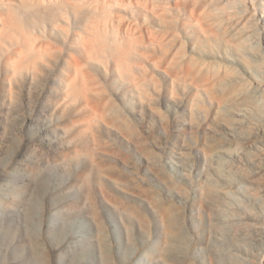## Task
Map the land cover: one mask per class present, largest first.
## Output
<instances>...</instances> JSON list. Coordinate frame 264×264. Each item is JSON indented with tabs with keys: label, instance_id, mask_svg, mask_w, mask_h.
<instances>
[{
	"label": "rangeland",
	"instance_id": "rangeland-1",
	"mask_svg": "<svg viewBox=\"0 0 264 264\" xmlns=\"http://www.w3.org/2000/svg\"><path fill=\"white\" fill-rule=\"evenodd\" d=\"M172 1H164L167 2L165 6L169 4V8L167 6L164 10H159L157 7V10L164 12L163 15L158 13V18H155L158 16L156 12L152 13L155 14L153 16L150 12L143 15V11L140 10V13L135 8L129 9L130 12L127 10L128 14H125L130 16L132 11V20L141 22L142 26L136 25L140 29L143 27L141 30L145 32L142 35L139 33L137 40L141 41H136L139 46L137 43L132 45H137L134 46L135 52L130 51L132 55H129L128 50L125 51L128 54L122 51L127 56L126 61V56L124 59L121 51H117L119 47H116L115 52V46L122 45L114 44V41L112 43V39L106 43L107 51L102 49L104 46L98 50V56L89 57L81 45L75 44V33L72 39H66L63 33L51 28L54 21L42 17L38 11H35L36 17H29L23 11L18 12L25 29H52L45 30L50 33L44 32L42 37L53 45L55 43L59 52L54 49L53 55L47 54L48 58L45 56L43 62L39 59L42 64L34 59L40 63L36 62L35 65L33 59H30L34 62L35 70L30 68L33 64L28 66L29 59L26 61V58L27 64L18 61L17 64L22 67L16 66L18 70L12 71L11 68L14 67L10 61V65H6L5 59L9 58L7 53L12 50L14 42L10 46L12 41L8 40L6 43L10 47L0 49V264H236L239 258L243 263L252 264L247 260L250 257L236 245L241 242L242 247L246 242L251 247L246 243L244 246L253 249V239H257L259 234L264 235V223L261 222L263 226L259 224V228H253L245 224L251 222L244 218L249 213L261 216L264 210L261 211L259 204L250 195L247 196L249 193L247 186H244L246 183L236 176L238 170L233 169L237 165L235 144L238 142V149L243 146L238 137L229 133L235 119H247L252 115L256 118L264 107V102L257 100L261 98L257 89L260 88V83H264V51L261 52L264 49V0H215L218 5L213 3L214 0H192L189 3L188 0H178L179 6ZM157 2H160V6L157 3L159 7L164 6L163 0ZM183 2H187L184 4L186 8L183 6L185 10L181 4ZM190 3L201 6L196 7L197 10L192 5L195 10L192 12ZM204 6V9L209 10L206 13L201 12ZM211 8L218 17L213 16ZM236 8L238 9L235 11ZM186 9L194 14L191 15ZM199 12L205 13L203 16L201 14L202 17L210 12L212 16L209 14L207 18H203L206 19L204 22L207 21L208 24L214 20L212 28L217 24L214 26L217 32L206 31L210 34L215 31L212 37L207 33L206 39L205 31L201 32L202 28L198 31L200 26L195 23H198L196 16L200 15ZM167 14H170L169 17ZM193 15L195 16L192 17ZM223 16L228 19L224 17L223 20ZM234 16L237 21H233ZM190 17L196 19L191 20ZM184 20L188 22L185 23ZM215 20L219 22L214 23ZM229 20L236 27L239 25L243 31L239 26V29L231 26ZM223 21L230 28L238 30L240 37L246 40H239L235 44L240 48V44L245 43L241 50L228 43H236L239 34L232 28L229 30ZM41 25L51 26L45 28ZM208 25V29H211ZM220 26L222 29H218ZM146 27H150L151 33L149 28L143 31ZM224 29L227 33L220 31ZM224 32L226 35H223ZM57 33L62 35L59 34L58 37ZM140 36L144 37L141 39ZM259 37L261 41L257 39ZM227 38L230 41L225 40ZM6 43L2 45L6 46ZM107 45H112L114 50L111 47L110 50ZM124 46L123 49L132 50L129 48L131 45L128 48ZM82 50L84 54L81 53ZM72 56L82 61L75 63V67L85 76H81L80 70L79 75L75 73L78 87L70 101L66 95V78ZM252 59L259 60L260 64L252 63ZM31 61L29 63H33ZM118 63L122 68L118 69ZM122 64L126 66L123 67ZM221 74L222 79L224 75L226 77L223 84L220 83L221 77H218ZM198 77L207 79L204 81L206 84L211 79L213 88L219 89L224 85L218 91L207 87L208 91V88L211 89L209 95H222L226 88L231 91L230 89L237 87L241 91L232 89V92L244 94L241 97L248 92L250 94H246L247 100L256 95V99L248 101H257L252 105L243 98L247 103L244 104L245 101L240 99L238 93L229 94L227 91L225 94L228 97L222 95L226 99L221 101L223 97L209 96L204 91L206 88L198 86H203ZM215 78L220 80L219 84ZM197 82L199 84L196 86ZM204 82L202 84L206 87ZM252 91L256 92L255 95ZM212 97L219 98L220 101L214 103ZM233 97L237 100L232 99ZM231 100L236 101V104L238 102V106L233 101L232 104ZM239 102L248 106V109L242 110L243 105L240 106ZM248 104L257 106L258 109ZM251 110H259L260 113H254V117ZM223 133H227L224 138ZM232 140L237 141H233V151L231 145L230 148L227 147L229 144L226 146ZM222 143L231 149V154H227L225 146L218 147ZM217 147L223 151H218ZM232 152H235L234 155ZM221 158L225 164L220 162ZM232 159L236 163L229 164ZM226 165L233 167L232 170ZM227 168L234 171V174L237 172L235 176L242 183H236L239 186L244 184L242 187H246L245 190L242 191V187L234 184L237 181L236 178L235 181L231 179L235 177L234 174L229 179L232 173ZM230 184L234 186L232 189ZM240 189L247 194L240 193ZM249 201H253L254 205ZM217 204L219 207L216 210L226 209L214 211L212 208ZM248 207L249 210H256L249 211ZM257 209L262 213L259 210L258 213ZM224 210H228L230 214ZM222 212L226 213L225 217H220ZM262 240L264 243V238Z\"/></svg>",
	"mask_w": 264,
	"mask_h": 264
},
{
	"label": "bare ground",
	"instance_id": "bare-ground-1",
	"mask_svg": "<svg viewBox=\"0 0 264 264\" xmlns=\"http://www.w3.org/2000/svg\"><path fill=\"white\" fill-rule=\"evenodd\" d=\"M158 0H0V49H1V47H7L8 45H7V41L9 40L10 42H11V44H10V46L12 45V43H13V45H12V50L10 49H8L10 52L9 53H7V55L9 54V58H6L5 60L7 61L6 63V65H10V64H8L9 63V61H10V63H11V65L14 67V68H11V67H9V68H11V70L13 71V69H16V70H18V68H21L22 67V65H21V67H19V64H17V63H19L18 61H22V63L24 64V62H26L28 59V66L30 65V64H33L30 68H32L33 70H35L36 68H33V66H34V62H35V65L38 63L37 61H39V59H42L41 61L43 62L44 61V59H46V55L48 54V56L50 55V54H52L53 55V53L55 52V50H57V48H56V46H55V43H54V45L52 44V42H49V40H44L45 38H43L42 37V35H44V32H46L45 30H47V29H50V28H47V29H44V31L43 30H40V29H38L37 31H39L41 34H39V32L38 33H36L37 31L35 30V31H31V30H29L28 29V27L25 29V27L26 26H24V23H22L23 22V20H22V18L20 19V17H19V14H18V12L19 11H23V13H25V15H27V16H29V17H36L35 16V11H38L41 15H42V17H47L48 19H50L51 21H54V23H52L51 25H52V27L51 28H54V30H56V31H58V32H61V33H63V35H64V38H66V39H72V37H74V36H72V35H75V41L74 42H76L75 44H79V45H81L82 47H83V50H85L86 51V53L89 55V57H94L93 55H97V53H99V49H101V47H104L105 46V48H102V49H105L106 51H107V49H106V43H108L107 41L109 40V39H112L111 41H112V43H114V42H116V43H114V44H117V45H119V44H121L122 46H124V45H127V46H124V48L125 47H127L128 48V46H132L133 44H135V43H137L138 41H141L140 39L139 40H137V38L139 37V33L142 35V33L144 34V30H147V28H149V30H150V27H146V29H143V31L144 32H142V28L143 27H141L142 26V24H141V22L140 23H138V22H136V21H134V19L132 20V17H131V13H132V11H131V13H130V16L129 15H127L128 14V12H127V10H129V9H131V8H135L136 10H138L139 12H140V10L141 11H143V15H144V13L145 12H150L149 14L151 15L152 13H155L156 12V15H158V13H159V15L163 12H161V11H159V10H162V8H163V10L169 5H167V6H165V3H167V2H165L164 3V1L165 0H163V2H162V0H160L163 4H164V6H162L161 5V7H159L160 6V2L158 3L157 2ZM170 1V0H169ZM183 0H180V2H182ZM184 1H186V0H184ZM189 1H191L192 2V0H188V3H189ZM197 1V0H196ZM210 1V0H209ZM218 0H216V2H217ZM220 1V0H219ZM218 1V2H219ZM225 1V0H224ZM227 1V0H226ZM231 1H233V0H231ZM239 1V0H238ZM171 2H173L172 0H171ZM170 2V3H171ZM178 2V0L175 2V0H174V3L176 4ZM180 2H179V4H180ZM198 2V1H197ZM210 2H212V0L210 1ZM210 2H209V4H210ZM215 2V0H214V4L216 3ZM252 2V1H251ZM261 2V1H260ZM157 3L159 4V6L157 5ZM161 3V4H162ZM169 3V2H168ZM202 3H206L205 1L203 2L202 1ZM208 3V2H207ZM225 3V2H224ZM229 3V2H228ZM227 3V4H228ZM253 3V2H252ZM181 4H183L182 5V7L184 6L185 7V5L184 4H187V2H183V3H181ZM191 4V8H192V5L194 6V3H190ZM196 4V3H195ZM199 4V3H198ZM201 4V3H200ZM212 4V3H211ZM211 4H210V6H211ZM213 4V5H214ZM217 4V3H216ZM219 4V3H218ZM217 4V5H218ZM232 4V3H231ZM177 5H178V3H177ZM176 5V6H177ZM203 5V4H202ZM216 5V6H217ZM225 5H226V3H225ZM254 5V4H253ZM179 6V5H178ZM187 6H189V4L187 5ZM198 6H201V5H195L194 7L196 8V7H198ZM205 6H206V4H205ZM203 7V9L204 8H206V7ZM229 6V5H228ZM240 6V5H239ZM238 6V7H239ZM245 6V5H244ZM256 6H257V4H256ZM157 7L159 8V10H157ZM165 7V8H164ZM171 7V6H170ZM181 7V6H180ZM180 7H178L179 9H181ZM183 7V8H184ZM190 7L188 8V10L190 9ZM193 7V8H194ZM209 7V6H208ZM207 7V8H208ZM212 7V6H211ZM226 7H227V5H226ZM233 7V6H232ZM241 7H242V5H241ZM255 7V6H254ZM168 8H169V6H168ZM182 8V9H183ZM186 8V7H185ZM185 8H184V10H185ZM193 8L192 9H190V10H192V12H194L195 10H193ZM198 8H200V7H198ZM214 8V10H215V7H213ZM219 8V7H218ZM222 8V7H221ZM225 8V7H224ZM229 8H230V6H229ZM197 9V8H196ZM201 9H202V7H201ZM202 9V11L201 12H205L206 13V10H208V9H204L203 10ZM232 9V8H231ZM230 9V10H231ZM238 8H236L235 9V11L237 10ZM242 9V8H241ZM240 9V10H241ZM245 9V8H244ZM260 9V8H259ZM169 10V9H168ZM198 10V9H197ZM196 10V11H197ZM211 11L210 12H213L214 13V11H212L213 9L211 8L210 9ZM218 10V9H217ZM229 10V9H228ZM239 10V11H240ZM158 11V12H157ZM178 11V10H177ZM183 11V10H182ZM186 11H187V9H186ZM199 11H200V9H199ZM209 11V10H208ZM222 11H223V9H222ZM221 11V12H222ZM239 11L238 12H236V13H239ZM246 11V10H245ZM129 12H130V10H129ZM161 12V13H160ZM168 12V11H167ZM184 12V11H183ZM188 12V11H187ZM190 12V11H189ZM188 12V13H189ZM192 12H190V14L192 15V14H194V13H192ZM198 12V11H197ZM210 12H208L209 14H210ZM224 12V11H223ZM226 12V11H225ZM254 12V11H253ZM125 13H127V14H125ZM140 13H142V12H140ZM164 13V12H163ZM163 13H162V15H163ZM186 13V12H185ZM196 13V12H195ZM200 13V12H199ZM204 13V14H205ZM228 13H229V11H228ZM231 13V12H230ZM241 13V12H240ZM242 13H243V11H242ZM37 14V13H36ZM148 14V15H149ZM179 14V13H178ZM187 14V13H186ZM196 14H198V13H196ZM201 14L202 13H200V15H198V16H196L197 17V22L198 23H195L196 25H199L200 27H199V30H198V28H197V30L198 31H200V29H201V32L202 31H205L204 33H205V36H206V39H207V33L209 34V36H211L212 35V33H215V31L213 32H211V34L209 33V32H207L206 33V31H211V30H216V28L214 27L215 25H217V24H215V25H213V28H212V22L214 21H209L208 22V24H210V26L207 24V21L206 22H204V20H206V19H203V18H207V16L209 15V14H207V16L205 17H202L204 14H202V16H201ZM225 14V13H224ZM140 15V14H139ZM153 15V14H152ZM155 15V14H154ZM153 15V16H154ZM159 15L158 16H155V18L157 17H159ZM168 15V14H167ZM170 15V14H169ZM169 15H168V17H169ZM183 15V14H182ZM188 15V14H187ZM211 15V14H210ZM219 15H222L221 13H219ZM233 15V14H232ZM232 15H230L229 14V16H232ZM239 15V14H238ZM251 15V14H250ZM255 15V14H254ZM132 16H133V13H132ZM184 16V15H183ZM195 15H193L192 17H194ZM212 16V15H211ZM214 17H218L217 15L215 16V13H214V15H213ZM228 16V17H229ZM249 16V15H248ZM145 17V16H144ZM178 17V16H177ZM192 17H190L191 18V20L193 19V20H195L194 18H192ZM214 17H212V18H214ZM220 17V16H219ZM222 17V16H221ZM224 17L225 18H227V16H223V20H224ZM241 17H242V15H241ZM37 18H38V16H37ZM134 18V17H133ZM150 18V17H149ZM167 18V17H166ZM170 18H172V17H170ZM186 18V17H185ZM188 18V17H187ZM232 18V17H231ZM253 18V17H252ZM140 19H142V17L140 18ZM154 19V18H153ZM163 19H164V16H163ZM168 19V18H167ZM167 19H165L166 21H167ZM174 19V18H173ZM209 20H210V18H208ZM216 19V18H215ZM228 19V18H227ZM233 19V18H232ZM240 19V18H239ZM22 20V21H21ZM34 20H37V19H34ZM33 20V21H34ZM164 20V21H165ZM175 20V19H174ZM182 20V19H181ZM217 20H220V19H217ZM217 20H215V22L214 23H216V22H219V21H217ZM234 20H238V19H235V16H234V19H233V21ZM252 20V19H251ZM32 21V22H33ZM49 21V20H48ZM144 21V20H143ZM148 21H149V19H148ZM147 21V22H148ZM154 21V20H153ZM185 21V20H184ZM183 21V22H184ZM189 21H190V19H189ZM226 21V20H225ZM225 21H223V22H225ZM228 21V20H227ZM232 20L230 21L229 20V22H227V23H229L230 25L232 24V22H233ZM151 22V21H150ZM186 22H188L187 20L185 21V23ZM191 22V21H190ZM196 22V21H195ZM238 22H240V21H238ZM238 22H237V24H238ZM252 22V21H251ZM34 23H35V21H34ZM49 23V22H48ZM47 23V24H48ZM136 23H137V25L139 26V24H141V29L136 25ZM167 23V22H166ZM174 23V22H173ZM184 23V24H185ZM241 23V22H240ZM39 24V23H38ZM43 24V23H42ZM46 24V25H47ZM50 24V23H49ZM163 24V23H162ZM165 24V23H164ZM171 24V23H170ZM219 24V23H218ZM220 24H221V21H220ZM223 24V23H222ZM225 24H226V22H225ZM236 24V25H237ZM242 24L244 25V22L242 21ZM261 24V23H260ZM34 25H36V24H34ZM51 25H48V26H51ZM147 25H149V24H147ZM189 25V24H188ZM187 25V26H188ZM194 25V24H193ZM195 25V26H196ZM204 25L206 26V25H208L211 29H208V27L206 26V28H204ZM228 24H226V26H227ZM230 25H228V27L230 28ZM37 26V25H36ZM42 26V25H41ZM44 27H45V25H43ZM42 26V27H43ZM48 26H46V27H48ZM151 26V25H150ZM194 26V27H195ZM219 26V25H218ZM223 26V25H222ZM231 26H235V24L233 25H231ZM239 26V25H238ZM238 26L236 27V28H238ZM242 26V25H241ZM262 26V25H261ZM45 27V28H46ZM152 27V26H151ZM164 27V26H163ZM196 27H198V26H196ZM224 27H225V25H224ZM233 27H231L233 30H234V28ZM247 27V26H246ZM38 28H40V27H38ZM229 29V30H232V29ZM239 28H240V30L241 31H243L242 30V28L239 26ZM238 28V29H239ZM244 28V27H243ZM254 28V27H253ZM36 29V28H35ZM42 29V28H41ZM138 29L139 30H141V31H138ZM153 29V28H152ZM189 29H191V28H189ZM205 29H208V30H205ZM218 29H222V27L220 26ZM225 29H227V32L229 33L230 31L228 30V28H226L225 27ZM220 30V31H225L226 32V30ZM248 29V28H247ZM250 29H251V27H250ZM256 29H258V28H256ZM27 30H29V31H27ZM34 30V29H33ZM50 30H52V29H50ZM154 30H156L155 28H154ZM193 30V29H192ZM158 31V30H157ZM161 31V30H160ZM235 31V33L236 32H238V34L239 35H237V36H239V39L236 41V43H234V42H228V43H232V45H234L233 47H236V48H239V46H236L237 45V42L239 41V40H241V41H246V40H243L241 37H240V33H239V31L238 30H234ZM42 32H43V34H42ZM49 32V31H48ZM48 32H46V33H48ZM152 32H153V30H152ZM173 32V31H172ZM175 32V31H174ZM216 32H217V30H216ZM224 32V33H225ZM226 32V33H227ZM232 32V31H231ZM50 33V32H49ZM52 33H55L54 31H52ZM61 33H59V34H61ZM75 33V34H74ZM147 33V32H146ZM145 33V34H146ZM150 33H151V30H150ZM149 32H148V34H150ZM165 33V32H164ZM170 33V32H169ZM218 33L220 34V32H219V30H218ZM222 33V32H221ZM223 33V35H226V33L224 34ZM249 33V32H248ZM255 33V32H254ZM58 34V33H57ZM59 34H58V37H59ZM153 34H155V33H153ZM158 34V33H157ZM175 34V33H174ZM201 34V33H200ZM237 34V33H236ZM242 34V33H241ZM244 34V33H243ZM246 34V33H245ZM259 34V33H258ZM62 35V34H61ZM60 35V36H61ZM166 35V34H165ZM204 35V34H203ZM216 34H214V36H215ZM223 35H221V36H223ZM229 35V34H228ZM230 35H232L233 36V34H230ZM250 35H251V33H250ZM47 36H49V35H47ZM146 36H149V35H146ZM145 36V37H146ZM151 36H154V35H151ZM151 36H149V37H151ZM159 36V35H158ZM157 36V37H158ZM167 36V35H166ZM202 36V35H201ZM235 36V35H234ZM233 36V37H234ZM237 36H235V38L237 37ZM245 36V35H244ZM56 37H57V35H56ZM141 37H144V36H140V38ZM161 37V36H160ZM212 37V36H211ZM227 37V36H226ZM243 37V36H242ZM250 37V36H249ZM260 37H261V35H260ZM257 38L258 40L260 39V41H261V38ZM148 38V37H147ZM209 38V37H208ZM222 38V37H221ZM225 37L223 36V39H224ZM229 38V37H228ZM228 38L227 39H225V40H228ZM244 38V37H243ZM246 38V37H245ZM48 39V38H47ZM61 39V38H60ZM142 39V38H141ZM146 39V38H145ZM152 39V38H151ZM155 39H157V38H155ZM163 39V38H162ZM162 39H161V41H162ZM217 39H219V35H218V38ZM216 39V40H217ZM223 39H221V40H223ZM247 39V38H246ZM62 40H63V38H62ZM144 40V39H143ZM220 40V41H221ZM236 40V39H235ZM235 40H233V41H235ZM110 41V40H109ZM114 41V42H113ZM137 41V42H136ZM145 41V40H144ZM143 41V42H144ZM152 42L154 41V40H151ZM158 41V40H157ZM160 41V40H159ZM207 41V40H206ZM218 41V40H217ZM228 41H230V40H228ZM232 41V40H231ZM240 41V42H241ZM260 41H258V43L260 42ZM10 42H8V44L10 43ZM147 42H149V41H147ZM251 42V41H250ZM4 43H6L5 45L6 46H3L2 44H4ZM140 43V42H139ZM163 43V42H162ZM194 43V42H193ZM226 43V42H225ZM248 43V42H247ZM257 43V42H256ZM109 44H110V42H109ZM124 44V45H123ZM138 44V43H137ZM143 44V43H142ZM141 44V45H142ZM149 44V43H148ZM164 44V43H163ZM220 44V43H219ZM227 44V43H226ZM236 44V45H235ZM244 45H245V43H243ZM242 43L240 44V46L242 45V46H244ZM2 45V46H1ZM113 45V44H112ZM111 45V46H112ZM155 45V44H154ZM173 45V44H172ZM222 45V44H221ZM227 45H229V44H227ZM239 45V44H238ZM260 45V44H259ZM10 46H8V47H10ZM108 47H109V45H107ZM110 46V47H111ZM115 46V45H114ZM122 46H115V52H117L118 50H120L119 52L120 53H122V51L124 52V53H127L128 54V52H132L135 48H134V46H132V47H129V48H132V50L130 49H123V47ZM137 46V45H136ZM135 46V47H136ZM138 46H139V44H138ZM241 46V47H242ZM248 46V45H247ZM252 46V45H251ZM253 46H254V44H253ZM257 46V45H256ZM76 47H78V46H76ZM80 47V46H79ZM100 47V48H99ZM107 47V48H108ZM110 47H109V49H110ZM116 47L118 48L117 49V51H116ZM120 47H122V48H120ZM240 47V48H241ZM255 47V46H254ZM253 47V48H254ZM261 47V46H260ZM112 49H113V47H111ZM239 48V50H241ZM252 48V49H253ZM262 48V47H261ZM260 48V49H261ZM55 49V50H54ZM80 49H81V47H80ZM112 49H110V50H112ZM138 49V48H137ZM136 49V50H137ZM255 49V48H254ZM73 50V49H72ZM83 50H82V54H84V52H83ZM99 50V51H98ZM114 50V49H113ZM128 50V52H125V51H127ZM141 50V49H140ZM139 50V51H140ZM238 50V49H237ZM3 51V50H2ZM54 51V52H53ZM58 52H59V50H57ZM56 51V52H57ZM75 51V50H74ZM102 51V50H101ZM104 51V50H103ZM102 51V52H103ZM105 51V52H106ZM175 51V50H174ZM178 51V50H177ZM218 51V50H217ZM249 51H250V49H249ZM254 51H256V52H258L257 50H254ZM264 51V49L263 50H261V52H263ZM4 52V51H3ZM76 52H77V50H76ZM102 52L100 53V55L102 54ZM130 52V53H131ZM133 52H135V51H133ZM132 52V53H133ZM221 52V51H220ZM239 52V51H238ZM247 52V51H246ZM255 52V53H256ZM261 52H259V53H261ZM1 53V52H0ZM71 53V52H70ZM78 53H79V51H78ZM78 53L76 54L77 56H78ZM120 53H118V55L120 54ZM124 53H122V55L124 54ZM129 53V55H132V53L130 54ZM141 53V52H140ZM241 53H243L242 51H241ZM254 53V52H253ZM258 53V54H259ZM4 54H5V52H4ZM87 54H85L86 55V58H88V55ZM103 54H105V53H103ZM244 54H245V51H244ZM250 54V53H249ZM263 54H264V52H263ZM6 55V56H7ZM70 55V54H69ZM81 55V54H80ZM99 55V54H98ZM97 55V56H98ZM116 55H117V53H116ZM242 55V54H241ZM46 56V57H45ZM71 56V55H70ZM113 56H114V53H113ZM112 56V57H113ZM126 56V55H125ZM125 56L123 55V58L125 59ZM247 56V55H246ZM260 56V55H259ZM5 57V56H4ZM45 57V58H44ZM105 57V56H104ZM111 57V56H110ZM109 57V58H110ZM118 56H116V58H117ZM120 57L122 58V56H121V54H120ZM129 57L130 56H128V61L130 60L129 59ZM260 57H262V56H260ZM263 57H264V55H263ZM27 58V59H26ZM48 58V57H47ZM81 58V57H80ZM83 58H85V57H83ZM97 58V57H96ZM99 58H101L100 56H99ZM122 58V59H123ZM167 58V57H166ZM246 58V57H245ZM249 58V57H248ZM8 59V60H7ZM20 59V60H19ZM23 59V60H22ZM25 59H26V61H25ZM33 59V61H34V59L36 60V59H38L37 61H31V60ZM55 59V58H54ZM91 60H92V58H90ZM120 59V58H119ZM122 59H120V60H122ZM132 59H133V57H132ZM131 59V60H132ZM262 59V58H261ZM95 60V59H94ZM101 60H102V58H101ZM118 60V59H117ZM127 60V56H126V59H125V61ZM247 60V59H246ZM250 60V59H249ZM258 60V59H257ZM264 60V59H263ZM24 61V62H23ZM33 62V63H29V62ZM46 61V60H45ZM80 61V59L78 60V58L77 57H75V56H72L71 58H70V62H69V70H68V72H69V74H67V82H66V89H68V94H66L67 95V99H69L70 101L72 100V98H73V96L76 94V87H78V86H76V82H75V78L77 77L76 75H75V73L77 74L78 73V75H79V70L80 69H77L76 67H75V63H77V62H79ZM97 61H99V60H97ZM134 61V60H133ZM132 61V62H133ZM37 62V63H36ZM40 62V61H39ZM42 62H40L41 64H42ZM82 61H80V63H81ZM121 62V61H120ZM119 62V63H120ZM247 62V61H246ZM253 62H258V64H260V61L258 60V61H254L253 59H252V63ZM21 63V64H22ZM40 63H38V64H40ZM79 63V64H80ZM93 63V62H92ZM119 63L117 64L118 65V69L119 68H122L121 66H119ZM122 63V62H121ZM125 63V62H124ZM135 63V62H134ZM209 63V62H208ZM245 63V62H244ZM254 63V64H255ZM261 63H263V61L261 62ZM26 64H27V62H26ZM44 64V63H43ZM126 64V63H125ZM136 64V63H135ZM250 64V63H249ZM264 64V63H263ZM78 65V64H77ZM88 65H89V63H88ZM116 65V64H115ZM170 65V64H169ZM213 65V64H212ZM262 65V64H261ZM4 66V65H3ZM7 66V67H8ZM16 66H18V68L16 67ZM27 65H26V67H28ZM81 66V65H80ZM122 66H123V64H122ZM124 66H126V65H124ZM123 66V67H124ZM128 66V65H127ZM177 66V65H176ZM225 66V65H224ZM255 66H256V64H255ZM259 67H260V65H258ZM264 65H262V67H263ZM16 67V68H15ZM37 67V66H36ZM172 67V66H171ZM215 66H213V68H214ZM257 67V66H256ZM38 68V67H37ZM131 68H132V65H131ZM130 68V69H131ZM173 68V67H172ZM184 68V67H183ZM261 68V67H260ZM260 68H258V70L260 69ZM23 70H24V68H22ZM28 69V68H27ZM189 69V68H188ZM215 69V68H214ZM263 69V68H262ZM16 70H15V72H16ZM127 70H129V69H127ZM213 70V69H212ZM257 70V71H258ZM22 71V70H21ZM27 71V70H26ZM38 71V70H37ZM120 71H121V69H120ZM181 71V70H180ZM197 71V70H196ZM250 71V70H249ZM261 71H263V70H261ZM19 72V71H18ZM31 72H32V70H31ZM173 72V71H172ZM182 72V71H181ZM188 72V71H187ZM189 72H190V70H189ZM14 73V72H13ZM21 73V72H20ZM80 73H82V71L80 70ZM122 73V72H121ZM193 72H191V74H192ZM257 73V72H256ZM15 74V73H14ZM18 74V73H17ZM86 74H87V72H86ZM183 74V73H182ZM232 74V73H231ZM250 74V73H249ZM255 74V73H254ZM178 75H179V73H178ZM184 75V74H183ZM190 75V74H189ZM224 75V74H223ZM227 75V74H226ZM257 75V74H256ZM255 75V76H256ZM74 76H76L75 78H74ZM81 76H85V75H83V73H82V75ZM197 76V75H196ZM218 76V75H217ZM217 76H216V78H217ZM222 76V74L220 75V76H218V77H221ZM242 76V75H241ZM207 77V76H206ZM208 77H210L209 75H208ZM212 77V76H211ZM258 77V76H257ZM65 78V77H64ZM132 78V77H131ZM193 78V77H192ZM198 78H200V77H198ZM202 78V77H201ZM200 78V80L199 81H201L200 83H201V85H203V86H200V85H198L199 83L197 82V84H196V86L198 85L200 88H206V90H204V89H202V90H204V91H206L207 93L209 92V93H211V89L213 88L212 86H211V84L213 85V81L212 82H210V80L211 79H209L208 81H207V84L204 82V81H206L207 79H205L204 77V79H201ZM213 78V77H212ZM214 79V80H218V79ZM224 78H226L225 77V75H224ZM223 78V79H224ZM253 78H254V76H253ZM88 79H89V77H88ZM184 79V78H183ZM191 79V78H190ZM196 79V78H195ZM221 79H222V77H221ZM223 79L220 81V80H218V84H219V81H220V83L223 81ZM245 79V78H244ZM256 79V78H255ZM259 79V78H258ZM261 79V78H260ZM259 79V80H260ZM263 79V78H262ZM130 80V79H129ZM138 80V79H137ZM174 80V79H173ZM189 80V79H188ZM197 80V81H198ZM202 80H203V82L206 84L205 86L206 87H204V84H202L203 82H202ZM230 80V79H229ZM258 80V82H261V81H259ZM176 81V80H175ZM227 81H228V79H227ZM227 81H226V83H227ZM247 81V80H246ZM245 81V82H246ZM84 82H86V81H84ZM134 82V81H133ZM188 82V81H187ZM194 83H196V81H193ZM209 82H210V84H209ZM233 82V81H232ZM239 82V81H238ZM136 83H138V82H136ZM189 83V82H188ZM193 83V85H195ZM224 82H222V84H223ZM243 83V82H242ZM262 83H263V80H262ZM79 84V83H78ZM86 84V83H85ZM175 84V83H174ZM215 84H216V82H215ZM217 84V85H218ZM191 85V84H190ZM208 85V86H207ZM224 86V85H223ZM222 86V87H223ZM199 87H197V88H199ZM207 87H212L211 89L210 88H208L209 89V91L207 90ZM215 87V86H214ZM218 87V86H217ZM222 87H220V88H222ZM249 87V86H248ZM250 87H252V85L250 86ZM254 87V86H253ZM216 88V87H215ZM215 88H213V89H215ZM219 88V89H220ZM231 88V87H230ZM229 88V89H230ZM66 89H65V91H66ZM87 89V88H86ZM218 88H216L215 89V91H218L217 90ZM223 89V88H222ZM227 89V90H226ZM226 89H224V90H226L228 93L230 92H232V89L234 90V91H236L237 89V91H241L239 88H232V89H230L231 91H229L228 90V88H226ZM253 89H256V87L255 88H253ZM88 90V89H87ZM86 90V91H87ZM249 90H250V88H249ZM214 91V90H213ZM226 91H224V92H222V91H219V92H222L223 94L222 95H226V98L228 97L227 96V94H225V92ZM233 91V92H234ZM256 91V90H255ZM257 91H258V93L260 94V96H261V98H258L257 100H262L263 102H264V83L263 84H261L260 83V88L258 87V89H257ZM88 92V91H87ZM232 92V93H233ZM242 92H244V91H242ZM241 92V93H242ZM249 92H251V91H249ZM253 92V91H252ZM209 93H208V95H209ZM214 93H216V92H214ZM218 93V92H217ZM229 93V94H230ZM234 93H236V92H234ZM238 94H239V92H237ZM236 93V94H237ZM254 93H256V92H253V94ZM194 94H195V92H194ZM218 94H221V93H218ZM218 94H214V95H218ZM246 94H250V93H246L245 92V96L244 97H241V95H244V94H239L240 95V99H242L243 100V98H246L245 100H247V97H248V95H246ZM213 95V93L212 94H210L209 96H212ZM213 95V96H214ZM222 95H218L220 98L221 97H223V98H221L220 100L222 101V99H223V101H224V99H226V98H224V96H222ZM232 95H234V94H232ZM232 95H229V96H231L232 97ZM255 95V94H254ZM194 96V95H193ZM206 96V95H205ZM218 96H216V98L218 97ZM249 96H251V95H249ZM256 96V95H255ZM255 96H253V97H255ZM258 96V95H257ZM215 97V96H214ZM214 97H212V99L211 100H213L214 101V103H217V102H215V101H218L219 100V98L218 99H215ZM252 97V96H251ZM251 98V99H248L250 102H252V99H256V97L255 98ZM195 98V97H194ZM211 98V97H210ZM235 98H237V96L235 97ZM250 98V97H249ZM229 99V98H228ZM231 99V98H230ZM232 99H234V97L232 98ZM238 99V98H237ZM237 99H234V100H237ZM219 100V101H220ZM245 100H243V101H245ZM247 100V102L248 103H250L249 101ZM256 100V101H257ZM66 101V100H65ZM196 101V100H195ZM210 101V100H209ZM213 101H211V102H213ZM233 100H231V103L233 104V102H232ZM238 101H239V99H238ZM253 101H255V100H253ZM255 101V102H256ZM262 101H260V102H262ZM228 102H230V100H228ZM227 102V103H228ZM254 102V103H255ZM258 103V105H260L261 103ZM262 102V103H263ZM223 104H224V102H222ZM226 103V102H225ZM226 103V104H227ZM235 104H236V101L234 102ZM254 103H250V104H254ZM256 103V104H257ZM219 104H221V102L220 103H218V105ZM222 104V105H223ZM244 104H247L246 103V101L244 102ZM250 104H248V105H250ZM255 104V105H256ZM196 105V104H195ZM198 105V104H197ZM229 105H230V103H229ZM237 106H238V102H237V104H236ZM239 105L241 106V105H243V103H241V102H239ZM252 105H250V106H252ZM262 105V104H261ZM260 105V106H261ZM204 106H205V104H204ZM220 106V105H219ZM228 106V105H227ZM244 106V107H243ZM243 106H241L242 107V110H243V108H246V109H248L247 107L248 106H246L245 107V105H243ZM264 105H262V107H263ZM193 107V106H192ZM222 107V106H221ZM241 107H240V109H241ZM252 107H256L257 108V106H252ZM202 108V107H201ZM251 108V107H250ZM222 109V108H221ZM239 109V110H240ZM246 109L244 110V111H246ZM258 109V108H257ZM256 109V110H257ZM259 109H261L260 107H259ZM215 110V109H214ZM252 110H254V109H252ZM251 110V111H252ZM244 111H242V112H244ZM248 111H250V110H248ZM247 111V113L249 114V112ZM253 112V111H252ZM252 112H250V113H252ZM256 112H258V113H260V111L258 110V111H256ZM255 111L253 112V114L255 113L256 115H259V114H257ZM247 113H245V114H247ZM241 114H244V113H241ZM241 114H239V115H241ZM255 114H254V117H255ZM250 117H251V115H249ZM217 117V116H216ZM215 117V118H216ZM224 117V116H223ZM246 117V116H245ZM213 118V117H212ZM221 119V118H220ZM221 120H223V119H221ZM233 119H230V121H232ZM224 121H226V120H224ZM224 121H222V122H224ZM233 122V121H232ZM229 126H231L230 124H228ZM233 127H230V128H232V130H230L231 132L229 133V135H231V136H235V137H238V140L240 139L241 141V146H243L244 147V145H245V148H239L238 149V146H237V141H235V140H232V144L231 143H229V141H230V139H228L229 141H228V143H226V146H227V144H229L227 147L228 148H230V147H232L233 146V144H235L236 142V147H237V149H236V154L239 156V158L237 159L236 157H237V155H235L236 157H235V159H236V162H237V165H235L234 167L235 168H233V167H231V166H228V165H226V166H228V168L230 167L231 168V170H232V168L234 169V170H238L237 172H238V174L236 175V176H238V178H240L241 179V181L245 184L246 183V185H244V186H247V193H249V194H247L246 192H242L243 190H245L246 189V187H242L243 185H241V186H239L240 184L238 183H236V182H239L240 181V179H237L236 178V176H235V174L237 173H233V172H231V170H229L228 168H227V170H229L231 173H232V175L230 176V175H227V176H230L229 177V179L233 176V174H234V176L235 177H233V178H231V179H234V178H236V180L237 181H235V179H234V181H235V183L234 184H237L236 186H238L239 188H241L242 189V191H241V189L240 190H238V191H240V193L242 192V193H246L247 194V196H249V197H251V199L253 198L254 200V202H257L258 204H259V206L261 207V211H262V209L264 210V107L262 108V113L258 116V117H256V118H253V115H252V117L251 118H249V117H247V119H235L234 120V123H233ZM226 126V125H225ZM229 129V128H228ZM226 130V129H225ZM228 133V132H227ZM226 133V134H227ZM226 134H224L223 133V138H224V135H226ZM233 138V137H232ZM225 141V140H224ZM227 141V140H226ZM235 143H234V142ZM240 142H239V145H240ZM224 143V142H223ZM223 143H222V145H218V147H220V146H222V147H224L225 145H223ZM225 144V143H224ZM242 144H244V145H242ZM231 145V146H230ZM235 145H234V147H235ZM224 147V148H226L227 150H224L225 152L227 151V154L228 153H230L231 154V152H230V150L232 149V151L234 150L233 149V147L231 148V149H228L227 147ZM230 146V147H229ZM240 146V147H241ZM217 147V149H219ZM235 147V148H236ZM215 149H216V147H214ZM223 148V149H224ZM215 149H213L212 148V150H215ZM237 150H239L238 152L240 153V155H239V153H237ZM218 151H223V150H221V148L218 150ZM208 152V151H207ZM217 152V151H216ZM233 153H235V152H232V154ZM208 154H210V152L208 153ZM220 154V153H219ZM222 154V153H221ZM213 155V154H212ZM211 155V156H212ZM214 155H216L215 153H214ZM222 155H224V154H222ZM234 155V154H233ZM230 156V155H229ZM223 157V156H222ZM231 157H232V155H231ZM207 158H208V156H207ZM212 158V157H211ZM220 158V157H219ZM223 158H221V160H220V162H223L224 163V161L222 160ZM235 159H234V161H235ZM233 161V159H232V161H230V163L229 164H232L231 162H233V163H236V162H234ZM227 162V161H226ZM229 162V161H228ZM213 163H214V161H213ZM225 164V163H224ZM227 164V163H226ZM223 165V164H222ZM212 166H213V164H212ZM221 166V165H220ZM233 166V165H232ZM214 167V166H213ZM221 167H223V166H221ZM219 169V168H218ZM223 169V168H222ZM224 169H226V167L224 168ZM223 171V170H222ZM226 171V170H225ZM230 173V174H231ZM222 176H223V174H222ZM225 176H226V174H225ZM222 178V177H221ZM231 181V180H230ZM233 181V180H232ZM240 181V182H241ZM241 182V183H242ZM231 183V182H230ZM233 184V185H234ZM218 185V184H217ZM227 185V184H226ZM232 184H230L229 186L231 187V189H232V187H234V186H231ZM212 186H214V185H212ZM220 186V185H219ZM219 188H221V187H219ZM239 188H237V189H239ZM244 188V189H243ZM224 189H226L225 187H224ZM236 189V190H237ZM234 193V192H233ZM245 194V195H246ZM217 196V195H216ZM248 197V198H249ZM229 198V197H228ZM237 199H239V198H237ZM250 199V200H251ZM240 200V199H239ZM249 200V199H248ZM219 201H221V200H219ZM252 201V202H253ZM209 202V201H208ZM230 202V201H229ZM241 203H242V200L240 201ZM246 202V201H245ZM249 202H251V201H249ZM248 202V203H249ZM252 202H251V205H254V204H252ZM221 203V202H220ZM219 203V204H220ZM222 204V203H221ZM224 204H225V201H224ZM229 204V203H228ZM231 205V204H230ZM245 205H246V203H245ZM248 205V204H247ZM218 206V204L216 205V207L214 206V208H212L214 211H216V212H218V210H220V209H218V210H216V208H218L217 207ZM221 206V205H220ZM223 206V205H222ZM224 206H227V204L226 205H224ZM223 206V207H224ZM249 206V205H248ZM230 207V206H229ZM228 207V208H229ZM241 207V206H240ZM250 207V206H249ZM249 207H248V210H249ZM225 208V207H224ZM223 208V209H224ZM222 209V208H221ZM223 209L222 210H220V211H223ZM226 209V208H225ZM247 209V208H246ZM253 209H255V208H253ZM252 209V210H253ZM251 210V209H250ZM249 210V211H250ZM251 210V211H252ZM256 210V209H255ZM255 210H253V211H255ZM259 209H257V211H258ZM259 210V211H260ZM228 210H224V212H226V213H228L227 212ZM234 211V210H233ZM259 211H258V213H259ZM260 211V214L262 213V212H264V211H262L261 212ZM244 212V211H243ZM246 212H248V211H246ZM223 213V212H222ZM221 213V215H220V217L222 216V215H224V217H225V214L223 213L222 214ZM253 213V212H252ZM216 214V213H215ZM228 214H230V212L228 213ZM235 214V213H234ZM256 215V216H254V215ZM253 214H251V213H249L248 214V216L246 215V218H244L245 220L247 219V221H249V222H251V223H245V224H247V225H249V227H252L253 226V228L255 227V228H257V226H258V228H259V224L261 225V226H263L264 224V213H262L261 214V216H259V215H257V214H255V213H253ZM242 216L241 214H238V216ZM263 215V216H262ZM226 217H227V215H226ZM236 217H237V215H236ZM240 218V217H239ZM244 220V221H245ZM261 222H263L262 224H261ZM255 223V224H254ZM251 224V225H250ZM243 227H245V226H243ZM252 228V231H254V229ZM245 229V228H244ZM247 230V229H246ZM259 230V229H258ZM239 231V230H238ZM244 231V230H243ZM260 231V230H259ZM251 232V231H250ZM249 232V233H250ZM254 232H256V231H254ZM261 232V231H260ZM237 233V232H236ZM252 234V233H251ZM258 234V233H257ZM245 235V234H244ZM250 238V237H249ZM264 238V235L263 236H261V234H259V237L257 238V239H253L254 240V244H253V249H249V248H247V247H245L244 245H245V243H244V245H242V247L240 246V243L238 244V245H236V246H239L238 248L240 249V251L242 250V252H244V253H246L249 257V259H247L249 262L248 263H250V261L252 262V264H264V243H263V239ZM251 239V238H250ZM237 241V240H236ZM230 243H231V241H230ZM229 243L227 242V245H228ZM237 244V243H236ZM247 245H249L248 243H246ZM230 245V244H229ZM233 245V244H232ZM234 245H235V243H234ZM246 245V246H247ZM225 246V245H224ZM244 246V247H243ZM250 246V245H249ZM228 247V246H227ZM231 247V246H230ZM229 247V248H230ZM251 247V246H250ZM223 248V247H222ZM232 248V247H231ZM224 250V249H223ZM229 250V249H228ZM229 251H231V250H229ZM234 251V250H233ZM231 253V252H230ZM239 253V252H238ZM226 254H227V252H226ZM231 254H234L233 252L231 253ZM231 254H229V255H231ZM236 255V254H235ZM239 257V256H238ZM251 257H253V259L251 258ZM243 258V260L245 261L246 259H244V257H242ZM233 259V258H232ZM235 259H237V256H236V258ZM239 260V261H238ZM237 261L240 263V262H242V261H240V258L238 259ZM242 260V259H241ZM246 260V261H247ZM238 262H236V264H238ZM245 264H247L246 262H244ZM243 262L242 263H240V264H244Z\"/></svg>",
	"mask_w": 264,
	"mask_h": 264
}]
</instances>
